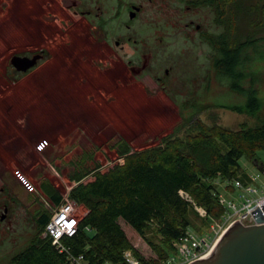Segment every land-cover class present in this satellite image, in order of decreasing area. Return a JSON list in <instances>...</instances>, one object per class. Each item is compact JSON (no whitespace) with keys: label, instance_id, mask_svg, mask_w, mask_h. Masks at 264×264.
Masks as SVG:
<instances>
[{"label":"trees","instance_id":"1","mask_svg":"<svg viewBox=\"0 0 264 264\" xmlns=\"http://www.w3.org/2000/svg\"><path fill=\"white\" fill-rule=\"evenodd\" d=\"M225 14L223 33L212 36L213 71L218 81L229 78L232 88L245 94L246 102L217 106L236 108L254 118V124L231 129L214 121L205 123L196 116L208 106L190 101L193 113L182 136L178 133L183 127H178L160 144L141 150H132L118 140L120 159L104 171H95L86 181L81 180L89 171L77 162L70 173L77 184L68 192V197L83 207L75 234L60 238L62 249L48 236L42 237L50 218L46 209L29 243L11 255L10 264H71L70 255L79 254L89 264H128L123 256L126 250L143 264H161L175 252L174 243L189 228L193 205L181 192L211 217L223 213L212 181L241 180L240 158L253 160L257 149L264 150L263 102L255 85L257 76L248 71L251 50L264 46V0H227ZM248 76L249 82L244 84ZM39 188L53 205L62 201L61 192L52 183L42 181ZM133 234L147 244L150 256L139 251Z\"/></svg>","mask_w":264,"mask_h":264},{"label":"rangeland","instance_id":"2","mask_svg":"<svg viewBox=\"0 0 264 264\" xmlns=\"http://www.w3.org/2000/svg\"><path fill=\"white\" fill-rule=\"evenodd\" d=\"M173 1L166 2L164 11L166 32L169 31L171 35L167 36V42L160 50H156L161 67L171 66L167 79L168 90L164 92L167 95L162 96L164 101L160 100L154 91L145 92L137 86L125 85V80L122 78L124 75H120L117 76L120 78L119 85L111 90L103 83L104 78H101L100 95L97 93L96 99H92L91 93L86 94L89 100L83 98L78 87V91L73 93L74 100L63 103L65 92L62 91V86L58 87L52 92L54 101L50 106H45L44 100L39 99V97L44 98L47 91H40L37 100H33L28 90L30 76L15 73L10 69L11 65L6 54H2L5 36L11 35L16 41L18 39L15 36L22 32L18 33L19 26L15 22L14 9H8V6L0 8V69L5 72V75H0V145L4 146V149L0 146V159L2 158L5 165L8 164L10 175L14 180L19 181V174L30 176L31 185L27 184L28 188L25 187L36 195L38 204L42 203L50 216L57 206L53 205L39 188V181L42 178L37 172L42 166L46 167L52 184L61 192L62 201L71 200L68 192L77 182L70 178V173L77 162L85 164V168L89 171L81 180L86 181L93 177L95 171H104L120 159L115 144L118 140L128 143L132 150H141L160 144L163 137L175 133L178 127H183L178 133L182 136L188 129L186 120L193 113V108L188 106L190 101L202 103L201 107L208 106L196 116L205 123L210 124L214 121L231 129H237L245 123L254 124V118L236 108L217 106L243 105L246 96L232 88L229 78L217 80L211 65L208 45L202 43L198 37L190 42L180 36L178 27L172 24L175 8ZM254 14L255 11L251 15L253 18ZM19 42L18 40L14 44L18 45ZM262 50L264 46L261 45H258L256 50H251L252 59L248 71L257 76L255 85L258 96L263 102L262 112H264V51ZM44 77L42 75L43 79ZM249 78L250 76L243 83L248 84ZM59 82L53 81V83ZM7 83H20V85H7ZM183 104L187 106L184 109ZM8 115L17 117V121L10 123L12 127L9 129L2 127L4 116ZM28 115L33 117L36 123L30 122L29 118L27 122ZM35 124L42 130L48 125L51 127L52 136L47 138L52 144L50 152H45L43 148L45 141L43 135L39 136L38 131L35 135L38 138L34 143L23 139L20 142L17 140L16 133L21 132V135L24 133L22 137H26L34 130ZM5 130L12 133L7 134ZM10 144L19 146L14 149L10 148ZM256 158L264 164L263 149L256 150ZM239 163L243 176L241 181L244 184L257 185L253 176L259 171L253 161L243 156ZM33 166H36L37 171ZM260 179H264V176L261 175ZM212 182L220 194L225 197L230 196L225 189L230 181L215 178ZM82 210L83 207L76 205L77 216L82 215ZM188 218L190 231L197 232L205 225L194 208L190 210ZM30 229L29 226L20 224L18 234L0 248V264H10L11 255L29 243L33 234ZM41 236L44 237L43 231ZM133 236L136 238V244H139V251L144 256H150L152 253L147 244L137 235L133 234Z\"/></svg>","mask_w":264,"mask_h":264},{"label":"flooded vegetation","instance_id":"3","mask_svg":"<svg viewBox=\"0 0 264 264\" xmlns=\"http://www.w3.org/2000/svg\"><path fill=\"white\" fill-rule=\"evenodd\" d=\"M168 1L0 0L1 9L6 6L14 9L18 33L22 32L15 36L20 41L18 45L14 44L18 42L13 40L14 37L5 36L1 52L8 57L10 69L30 76L28 90L33 100H37L40 91H47L44 98L39 97L44 100L45 106L52 104V92L61 86L65 92L63 103L74 100L73 93L78 91V87L83 98L87 99L86 94L91 93L92 99H96V95H100L102 81L111 90L119 85L120 78L117 76L120 75H124L122 78L125 85L137 86L145 92L154 91L164 101L162 96L167 95L164 92L168 90L167 79L171 66L161 67L156 50H160L167 42V36L171 35L169 31L166 32L164 23ZM173 2L175 8L172 24H176L183 39L193 42L198 37L208 45L212 65V36L223 33L227 0ZM13 56L34 58L35 61L31 67L22 71L11 64ZM0 75H5L4 70L0 69ZM101 78L104 79L101 81ZM53 81H60L61 85ZM16 118L4 116L2 127L11 128L10 123L17 121ZM28 118L30 122L36 123L30 115L26 118L27 122ZM33 129L26 137H22L24 133H16L17 140L34 143L38 131L39 136L43 135L45 152H50L52 144L47 138L52 136L51 127L48 125L42 130L35 124ZM2 132L12 133L6 130ZM0 146L4 149L3 145ZM12 146L10 144V148L16 149L19 145ZM1 159L0 248L18 234L20 224L29 226L33 233L36 222L43 218L46 210L42 203L38 204L36 195L27 190V184L31 185L30 176L19 174V181L14 180L8 164L5 165ZM33 168L37 171L36 166ZM37 173L42 178L39 184L42 181L52 183L45 166Z\"/></svg>","mask_w":264,"mask_h":264},{"label":"built area","instance_id":"4","mask_svg":"<svg viewBox=\"0 0 264 264\" xmlns=\"http://www.w3.org/2000/svg\"><path fill=\"white\" fill-rule=\"evenodd\" d=\"M261 175L264 176L263 173L258 172L253 176L257 185L244 184L240 179L231 180L229 185L225 186L230 196L225 197L218 194L219 204L224 208L218 218L208 215L205 209L198 206L188 194L181 192L184 199L192 203L199 217L205 219L206 224L197 232L188 229L186 234L174 243L175 252L164 259L161 264H188L212 249L233 224L245 225L249 221L257 224L251 209L264 204V179H260ZM78 219L76 204L68 199L61 201L45 225L43 235L48 236L52 244L62 249L59 243L60 238L64 235L75 234ZM123 256L128 264H143L130 250L124 251ZM69 262L71 264H89L83 254L70 255ZM104 264L109 263L105 262Z\"/></svg>","mask_w":264,"mask_h":264},{"label":"water","instance_id":"5","mask_svg":"<svg viewBox=\"0 0 264 264\" xmlns=\"http://www.w3.org/2000/svg\"><path fill=\"white\" fill-rule=\"evenodd\" d=\"M34 61V58L17 56L10 59L11 64L22 71ZM252 161L264 174V164L256 157ZM251 211L257 224L253 221L233 224L212 249L188 264H264V204Z\"/></svg>","mask_w":264,"mask_h":264}]
</instances>
